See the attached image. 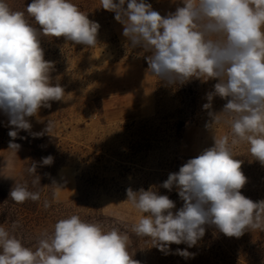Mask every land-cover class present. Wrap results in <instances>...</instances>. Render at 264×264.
I'll return each mask as SVG.
<instances>
[{"label": "clouds", "instance_id": "clouds-1", "mask_svg": "<svg viewBox=\"0 0 264 264\" xmlns=\"http://www.w3.org/2000/svg\"><path fill=\"white\" fill-rule=\"evenodd\" d=\"M183 6L162 16L147 0H100V7L115 14L123 25V37L132 48H142L150 75L167 85H182L193 78L216 79L207 93L211 108L215 96L227 99L223 110L209 113L212 124H227L230 133L217 137L214 146L189 159L170 173L162 187H175L182 207L154 188L127 189V201L141 215L130 231L147 238L165 255L194 257L187 249H170L172 244L197 246L214 226L228 237L245 231H264V200L254 202L241 193L247 177L234 150L248 146L250 156L264 165V0H182ZM34 22V23H33ZM35 25H39L38 30ZM98 22L90 20L72 0H31L26 13L13 10L0 0V111L8 117L9 136L20 131L33 138L51 133L49 120L44 132H32L27 119L42 107L64 99L65 90L52 83L54 68L44 58L41 35L63 37L89 48L98 45ZM24 138V137H21ZM17 151L19 144L10 141ZM54 158L43 157L44 166ZM37 163L27 173L40 185ZM15 203L40 199L26 181L10 190ZM44 202V207H49ZM11 229L0 225V264H140L129 252V232L100 222L82 220L73 214L45 230L34 247L25 246Z\"/></svg>", "mask_w": 264, "mask_h": 264}, {"label": "rangeland", "instance_id": "rangeland-1", "mask_svg": "<svg viewBox=\"0 0 264 264\" xmlns=\"http://www.w3.org/2000/svg\"><path fill=\"white\" fill-rule=\"evenodd\" d=\"M6 2L13 10L26 13L31 0ZM72 2L90 20L99 23L98 45L89 48L63 37H40L45 60L54 64L52 83H59L65 96L27 119L31 131L37 133L44 132L49 120L54 121V131L44 135L57 138L59 149L52 165L41 164L47 176L40 201L44 205L47 200L50 205L42 209V217L48 218L18 231L17 238L34 247L45 230L51 232L58 220L76 214L82 220L128 230L129 252L140 264H264V231L260 230L228 237L214 226H206L197 246L170 245L173 253L187 249L195 254L187 259L177 254L165 255L152 247L147 238H135L139 244L133 250L132 237L136 236L130 228L141 214L127 201V189L154 188L175 202L174 212L182 207L175 187L169 191L161 185L189 159L213 147L214 135L230 133L227 124L209 126L213 122L209 113L221 112L227 99L215 96L211 108H204L216 79L193 78L182 85L158 81L148 70L149 53L129 46L122 35L123 25L115 20L114 13L100 7V0ZM147 2L162 16L183 6L182 0ZM5 129L11 130L8 117L2 112L0 136ZM10 141L20 145L17 151L9 147ZM45 143L24 131L14 141L11 137L7 141L0 138V197L10 193L16 182L32 177L26 169ZM95 154L102 156L97 164L93 160ZM234 154L247 177L241 193L254 202L264 200V165L250 156L246 144L237 146ZM82 170L95 175L96 185L89 187L78 181ZM12 175L13 182L4 183ZM6 206L9 205L0 200V225L9 229L3 215L14 213L15 209L17 212V207L11 205L5 210ZM16 218L21 217L15 215Z\"/></svg>", "mask_w": 264, "mask_h": 264}, {"label": "trees", "instance_id": "trees-1", "mask_svg": "<svg viewBox=\"0 0 264 264\" xmlns=\"http://www.w3.org/2000/svg\"><path fill=\"white\" fill-rule=\"evenodd\" d=\"M1 117H2V111H0V118ZM8 133H9V129H5L3 132V135L0 136V138H2L3 141L10 140V136ZM34 139H36L40 143L42 141L46 142L45 144L41 145L42 151H40V152L36 151L38 153V155H36L34 153V157L32 159V163H34V162L37 163L36 174L40 176V185H37L35 187L32 186L31 181L34 178L33 176L30 179H24V180L28 183L29 190L39 191L40 195H41V192L43 191V188L45 187V184H46L45 182H46L47 171H42V168H41L42 163H40L41 161H39L38 158L41 156L47 157L49 155L54 157L55 154L57 153L58 149H59V146H58V139L55 137L48 136V135H42V136L34 138ZM40 154H41V156H40ZM101 157L102 156L95 154L93 156L94 163H96V164L99 163ZM81 163L83 165L86 164L85 161H82ZM95 180H97L95 175H92L89 171H86V170L85 171H83V170L79 171L78 181L85 183L89 187H92V186L96 185ZM0 200H2V204H6L9 206L15 205L17 207V212L15 209L14 213L9 214V213L5 212L3 215L5 220H6V223L8 224L9 229H11V226L13 225V223L18 222V227L16 228V230L14 232V235H16V236H18L17 235L18 231H20L22 229L23 230L29 229L33 223L43 222L44 219L48 218V217H44V216L42 217V215L44 213V211H42V209H46V208L44 207V205L41 204V201H40L41 199H39L36 202L28 200V201L20 204V203L13 202L10 198L9 193H3L2 197H0ZM9 206H6L5 210L10 209ZM19 213H21V214H19ZM15 215L17 217L19 216L21 218L14 219ZM32 215H35V216H32ZM42 218H43V220H42ZM135 238H137V237H134V238L132 237V247H133L134 251L137 249L138 244H139L137 239H135ZM24 244H25V246H28V245H26V243H24Z\"/></svg>", "mask_w": 264, "mask_h": 264}, {"label": "crops", "instance_id": "crops-1", "mask_svg": "<svg viewBox=\"0 0 264 264\" xmlns=\"http://www.w3.org/2000/svg\"><path fill=\"white\" fill-rule=\"evenodd\" d=\"M12 182H13V175H12V177L10 176V179H7L6 181H4V183H6V184H10ZM64 193H68V192L64 191Z\"/></svg>", "mask_w": 264, "mask_h": 264}]
</instances>
